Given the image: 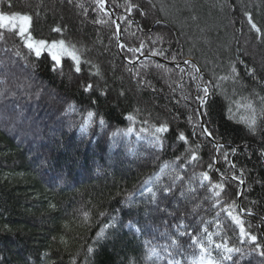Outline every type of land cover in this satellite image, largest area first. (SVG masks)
<instances>
[{"label": "trees", "instance_id": "trees-1", "mask_svg": "<svg viewBox=\"0 0 264 264\" xmlns=\"http://www.w3.org/2000/svg\"><path fill=\"white\" fill-rule=\"evenodd\" d=\"M106 5L121 53L93 0H0V14L30 17L33 43L74 47L81 69L65 53L53 72L47 48L37 58L0 29V264H264V0Z\"/></svg>", "mask_w": 264, "mask_h": 264}, {"label": "snow or ice", "instance_id": "snow-or-ice-1", "mask_svg": "<svg viewBox=\"0 0 264 264\" xmlns=\"http://www.w3.org/2000/svg\"><path fill=\"white\" fill-rule=\"evenodd\" d=\"M93 3L96 5V9L99 11V12H105V0H93ZM137 7V5L133 4V3H126L125 4V8L127 11L131 12L133 10V8ZM144 13H141V15H143ZM19 22V27L18 29L15 27L16 23ZM97 23H99L100 21L97 20L96 21ZM249 24L251 25V28L252 30H254L255 32H257L258 34L262 32V30L260 28L257 27V25L252 21L251 17H249V20H248ZM113 23H115V21H113ZM5 25H9V26H12V31L16 34V35H19L20 37L24 38V47H26L27 49H29L30 53H34L35 56L37 58H40L41 57V54H42V51L47 48V56L51 59V62H52V71L53 72H56L57 70L61 69L62 68V61H61V55L62 54H65L71 59V61H73V65L72 67L74 68V70L76 72H79L81 69L79 67V56L77 55V52H76V49L73 47V48H69V47H66L65 46V43L63 40L59 41L58 43H52L50 46L46 45V42L44 40H40L36 43H33L32 42V37L31 35L27 34V29H28V26L30 25V17L27 16V15H11V16H6V15H2L0 14V29H3L5 27ZM119 27V26H118ZM54 31H60V29H54ZM0 38H3V39H6V37H0ZM142 46V45H141ZM120 47H124L123 44L120 45ZM59 50H62V51H58ZM129 51L131 52H137V51H140L139 48H129L128 49ZM151 55H157L159 53L153 51L150 53ZM17 55H20L19 53H17ZM184 63L188 64L189 62L188 61H185ZM162 67V66H161ZM199 71V70H197ZM233 71H235V69L233 68ZM93 87V85L91 84H88L86 87H85V91H88L90 90L91 88ZM199 85H197V88L199 89ZM208 88H204L203 89V93L204 95L203 96H200L198 95V100H199V104L201 107H204L206 105V100H207V96H208ZM3 93H0V99H2L3 97ZM68 109H71V110H74V106L73 105H68ZM196 115H200L199 112L196 113ZM92 118H93V113L92 112H88L87 113V117H86V120L85 122L81 125V131L82 132H85L87 131V128L90 124V122L92 121ZM129 119L131 120L132 117H129ZM99 123L103 126L104 125V120L101 119L99 121ZM164 131H167V126L164 125V124H161V126L159 128L156 129V132L159 133V132H164ZM128 132H131V129H128ZM201 132L202 134L204 135H207V136H210L211 133L209 132L208 129L206 128H203L201 127ZM116 133H113V135H115ZM127 134V133H125ZM178 139L180 141H184L185 140V136L183 133H180V135L178 136ZM157 142L161 143L162 144V138L161 137H157L156 138ZM216 147L218 148L219 145H216ZM235 151V150H234ZM226 155V154H225ZM193 159L195 160L196 157H193ZM211 167V165H210ZM234 167V165H233ZM163 171V170H161ZM202 177H203V180L207 181L209 180V175L207 173H202L201 174ZM145 183H147V181H145ZM241 183H243V180H241ZM172 186H167L163 189L165 195H167L168 193H170L172 191ZM214 187H219V185H214ZM148 192L151 194V198H152V201L155 202L156 198H157V193L155 191H153L152 188H149L148 189ZM181 195L183 196L184 194L181 193ZM216 196H219L220 193H215ZM131 200V197H128L126 200H125V203H128L129 201ZM162 211H164V209H161ZM193 211H195V209H193ZM171 214V213H170ZM229 216L230 218L234 221V223L236 225H241L242 224V221L235 217V216H232L231 215V212H229ZM115 219V218H113ZM128 227H133V225H128ZM178 229H185L187 227L186 224L183 223V221H181L178 225H177ZM137 231L139 232L140 229H137ZM181 236L185 235V232L184 231H180L179 233ZM240 234H241V237H244L245 236V231H244V228L243 227H240ZM102 236V233L101 234H98V238H100ZM248 240H250L251 242L255 243L256 242V237L255 236H248L247 237ZM193 242L195 243V240H193ZM211 243V241H209ZM172 244L173 245H176V241L173 240L172 241ZM222 246L217 244L216 245V248L217 249H220ZM259 245H257V250H259ZM223 249H224V252L225 253H232V252H241V249L239 248H231V247H227V245H224L223 246ZM203 251V249H201ZM89 252L92 251L91 248L88 249ZM157 255L156 253V250L155 248H150L148 250V256L146 257L147 259H150L152 256H155ZM223 260H229L231 259V256L229 255H223ZM169 264H180L179 261H175L173 262L172 260H169ZM209 264H212L211 261H209Z\"/></svg>", "mask_w": 264, "mask_h": 264}, {"label": "water", "instance_id": "water-1", "mask_svg": "<svg viewBox=\"0 0 264 264\" xmlns=\"http://www.w3.org/2000/svg\"><path fill=\"white\" fill-rule=\"evenodd\" d=\"M105 10L109 13V15H110V17L112 18V20L113 21H115V23H114V25H115V27H116V30H117V36H118V41H117V47H118V52L119 53H121L120 52V45H121V42H120V24H119V22H118V20L116 19V17L114 16V13L113 12H110V11H108V8H107V5H106V0H105ZM119 26V27H118ZM142 60H153V61H157V62H160V63H162V64H164V65H168V66H171V67H176V66H178V64H172V63H168V62H165V61H163V60H161V59H158V58H154V57H141V58H139L135 63H139L140 61H142ZM189 63H192V61H190V60H187ZM127 64H129V65H131V63H129L128 61H125ZM183 64H186V63H183ZM182 64V65H183ZM181 65V64H180ZM195 65V64H194ZM195 68L197 69V70H199L198 68H197V66L195 65ZM198 73L200 74V71H198ZM200 108H201V106H200V104H198V112H200ZM204 128V127H203ZM206 137L208 138V140L209 141H212L211 140V138H210V136H207L206 135ZM215 148H217L216 147V145H215ZM241 186L243 187V185L241 184ZM243 212L241 211V214H242Z\"/></svg>", "mask_w": 264, "mask_h": 264}, {"label": "bare ground", "instance_id": "bare-ground-1", "mask_svg": "<svg viewBox=\"0 0 264 264\" xmlns=\"http://www.w3.org/2000/svg\"><path fill=\"white\" fill-rule=\"evenodd\" d=\"M189 60V59H188ZM191 61V60H190ZM200 123H201V125H200V128L201 127H204V125H203V123H202V119H201V117H200ZM205 128V127H204ZM205 137H206V135H204ZM211 138V137H210ZM206 139L208 140V138L206 137ZM211 140H212V138H211ZM209 141V140H208ZM214 147H215V145H219V147H222L220 144H217V143H215L213 140L212 141H209ZM237 183L238 184H242L243 185V183H241V181H237ZM242 187V186H241ZM239 198V197H238ZM203 257H204V254L202 255ZM199 258H200V256L198 257V260H199ZM205 258V257H204ZM206 259V258H205ZM207 260V259H206ZM208 261V260H207Z\"/></svg>", "mask_w": 264, "mask_h": 264}, {"label": "rangeland", "instance_id": "rangeland-1", "mask_svg": "<svg viewBox=\"0 0 264 264\" xmlns=\"http://www.w3.org/2000/svg\"><path fill=\"white\" fill-rule=\"evenodd\" d=\"M119 22V21H118ZM121 49V48H120ZM121 52V51H120ZM136 62V61H135ZM200 264H209V261H207L203 256L199 258Z\"/></svg>", "mask_w": 264, "mask_h": 264}]
</instances>
